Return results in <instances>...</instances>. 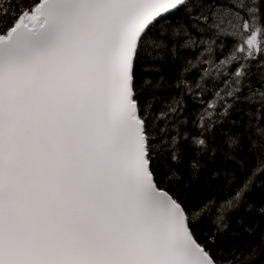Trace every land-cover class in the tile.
<instances>
[{
  "label": "snow or ice",
  "instance_id": "1",
  "mask_svg": "<svg viewBox=\"0 0 264 264\" xmlns=\"http://www.w3.org/2000/svg\"><path fill=\"white\" fill-rule=\"evenodd\" d=\"M0 264H264V0H0Z\"/></svg>",
  "mask_w": 264,
  "mask_h": 264
},
{
  "label": "trees",
  "instance_id": "2",
  "mask_svg": "<svg viewBox=\"0 0 264 264\" xmlns=\"http://www.w3.org/2000/svg\"><path fill=\"white\" fill-rule=\"evenodd\" d=\"M215 193L213 192V191H211V190H208V191H205L202 195L204 196V197H211V196H213Z\"/></svg>",
  "mask_w": 264,
  "mask_h": 264
}]
</instances>
